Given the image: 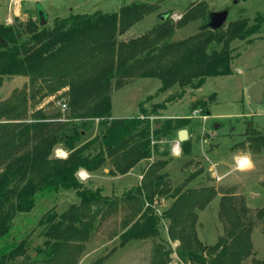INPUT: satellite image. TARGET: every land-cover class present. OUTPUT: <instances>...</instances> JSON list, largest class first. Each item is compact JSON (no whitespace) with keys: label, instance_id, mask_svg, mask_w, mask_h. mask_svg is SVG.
<instances>
[{"label":"trees","instance_id":"trees-1","mask_svg":"<svg viewBox=\"0 0 264 264\" xmlns=\"http://www.w3.org/2000/svg\"><path fill=\"white\" fill-rule=\"evenodd\" d=\"M155 6L147 0H130L111 12H69L55 17L51 24H39L38 17L33 16L22 23L0 21V85L13 76L26 77L24 84L31 88L39 81L30 96L41 88L53 93L67 87L63 93L70 113L64 123L55 121V112L44 116L43 111L31 115L30 122H0V264H21L35 258L42 264H76L95 225L117 207L126 210L119 245L135 239H155L163 218L168 221L167 237L178 240L175 250L182 262L241 264L251 254L254 222L242 196L229 191L220 193L213 186L184 188L199 172H191L180 185L170 188L164 174L159 173L167 160H150L155 152L167 153L164 147L151 145L152 137L158 139L181 129L187 118L166 117L156 121L161 123L158 127L151 126L149 116L154 111L144 113L141 102L139 114L113 117L109 91L114 82L120 85L136 75L149 76L159 80V92L176 86L167 99L181 98L187 89L200 87L207 77L230 74L237 54L230 42L250 41L264 18L260 14L252 19L239 17L211 29L204 25L212 12L208 10L195 34L169 40L174 26L164 15L145 33L119 38ZM202 10L201 5L185 10L178 23L194 19ZM215 96L210 94L208 99L192 102L191 110L199 108L202 114L209 113L208 106ZM15 105L17 102L0 111V117L10 120L23 116ZM95 119L98 134L89 138L86 130ZM245 129L244 138L234 141L230 149L264 151V133L251 125ZM60 142L68 150L65 158L52 153ZM179 145L189 153V138ZM142 160L149 161L139 182L117 198L102 194L101 186L93 188L77 179L76 173L82 168L93 172L108 166L109 173L116 175L126 173ZM61 188H73L79 201L58 214L50 209L39 217L37 225H43L41 243L27 252V234L18 243L14 238L7 240L18 212H29L36 197ZM218 193V212L225 222V233L214 243L205 244L195 230L196 212ZM160 195L171 199L161 215L153 209L154 199ZM256 216L264 228V207L256 209ZM152 250V264H167L170 248L155 241ZM18 256L22 258L20 262L15 261ZM251 262L264 264L256 258Z\"/></svg>","mask_w":264,"mask_h":264},{"label":"rangeland","instance_id":"rangeland-1","mask_svg":"<svg viewBox=\"0 0 264 264\" xmlns=\"http://www.w3.org/2000/svg\"><path fill=\"white\" fill-rule=\"evenodd\" d=\"M125 1L130 0H0V21L6 24L22 23L28 16L36 17V10L40 7L41 15H46L45 23L51 24L55 17L65 16L69 12L91 13L95 10L111 12L117 10ZM147 1L154 2L155 9L128 27L126 32L119 36L120 39H129V37L145 33L157 24L163 15L168 17L174 26V32L168 38L169 40H179L195 34L199 25L206 19L208 10L227 9L228 14L224 23L239 17L252 19L258 14L264 18V0ZM200 5L203 6V13L195 16L194 19L178 23L185 10ZM8 16L12 17L10 21L6 18ZM260 27L259 32L250 35V41L234 39L230 42L235 48L234 52H237L232 60L230 74L207 77L200 87L187 89L181 98L167 99V95L173 93L176 86L159 92L157 91L160 85L159 80L149 76L136 75L120 85L114 82L109 91L110 114L113 117H129L139 114V103L141 102L144 113L154 111V114L149 116L151 126L158 127L161 123H156V121H163L166 117L187 118L183 128L191 132V136L187 137L191 146L189 153H184L180 145H178L179 152H172L171 146L176 139V130H173L164 137L161 136L158 139L152 137L151 145L164 147L167 153L161 155L155 152L150 160H167L159 173L164 174V180L168 182L170 188L180 185L191 172H199L184 185V188L213 186L220 193L229 191L233 195L244 198L245 206L254 223L251 232L252 252L242 259L241 264H252L253 258L264 261V228H262V220L256 216V209L264 207V151L253 153L246 148L230 149L234 141L244 138L246 126L251 125L256 131L264 133V90L263 100L259 103L247 94L248 88L253 83L262 82L264 84V20ZM24 79L26 82V78ZM38 82L34 83V88L24 83L23 85L15 83L18 86L13 87V82L7 84L6 88L0 85V101L3 100L0 102V111L17 102L16 110H22L24 113L23 116L10 120L1 116V123L11 125L16 122H30L31 115H38L48 107H54L56 122L64 123L69 120V107L67 106L62 111L59 106V103L67 102L63 93L67 87L53 93H47V89L41 88L30 96V91L39 87ZM214 93L215 99L208 106L209 113L202 114L199 108L191 110L192 102L198 99H208L210 94ZM22 98H25V102L21 101ZM38 105L40 107L36 108ZM86 132L87 137L98 134L97 119L90 124ZM246 156L251 158L254 167L248 168L245 165L241 170V165L236 160ZM148 161H139L132 168L133 181H128L124 179L125 176L117 173L116 177L99 176L92 182L93 184L87 181L83 183L93 188L101 186L102 194L108 198H117L124 190L139 182L146 167L145 163ZM137 174H140L138 178ZM220 193L196 212L195 230L198 239L205 244L214 243L220 235L225 233V222L218 212ZM35 201V205L29 212H18L13 217L12 227L7 237L8 241L14 238L18 243L27 234V252H31L35 244L43 240L40 234L43 225H37L39 217L50 209L58 214L71 203H78V198L72 188H61L50 195L38 196ZM170 203L169 197L156 196L153 209L155 213L161 215L162 209L167 208ZM124 214L126 210L117 207L113 213L105 215L100 224L95 225L92 234L84 243L83 252L76 264H93L94 261H97L96 264H152V244L155 241L170 248L167 264H192L179 259L175 250L178 240H170L167 237L165 230L168 221L163 218L159 221V235L155 239H135L119 245V233L123 228L121 221ZM21 259V256H18L15 261L20 262ZM21 264H42V262L39 258H35V260Z\"/></svg>","mask_w":264,"mask_h":264},{"label":"crops","instance_id":"crops-1","mask_svg":"<svg viewBox=\"0 0 264 264\" xmlns=\"http://www.w3.org/2000/svg\"><path fill=\"white\" fill-rule=\"evenodd\" d=\"M6 18H9V20L8 21H10L11 20V18L12 17H10V16H8V17H6ZM24 78H26V77H24V76H13L12 78H8V79H5L4 81H3V83H2V86H3V88H6V87H8L7 86V84H9V83H12L13 82V87H15V86H18L17 84H15V83H20V84H22L23 85V83L25 82V79ZM13 89V88H12ZM6 97V96H5ZM3 99H4V97H3ZM2 101V100H1ZM40 106L38 105V106H36V108H39ZM53 111H54V107H52V108H50V107H48L47 109H43V114L45 115V116H47V114H51V113H53ZM194 115H195V113H193ZM178 131V130H177ZM177 131H176V134H177ZM187 137L188 136H191V132H189V130L187 129ZM90 137H93V135L91 136V135H89V138ZM176 140V139H175ZM53 155L55 156V157H58V158H65V156L68 154V150L66 149V148H64L63 147V145H62V142H60V143H57V144H55V146L53 147ZM243 160H244V158H242ZM134 167V166H133ZM101 170V171H100ZM79 172L80 171H84V173H85V175H86V177L85 178H83V180H81V179H79V177H78V175H77V173H76V175H77V179H78V181H80L81 183H83V182H89V183H92V182H94L95 180H97V178L99 177V176H101V177H103V176H108V177H116V175H112V174H110L109 173V167L108 166H103L102 168H99V170H97V171H93V172H91V171H88V170H86V169H84V168H82V169H79L78 170ZM133 170H132V168L129 170V171H127L126 173H123V174H119L120 176H125V178L124 179H126V180H128V181H133V179L134 178H131V177H133L134 176V172H132ZM110 175V176H109ZM139 175L140 174H137V178L139 177ZM129 177H130V180H129ZM86 184V183H85ZM93 184V183H92ZM73 189V188H72ZM73 191H74V194L76 195V193H75V190L73 189ZM79 201V200H78Z\"/></svg>","mask_w":264,"mask_h":264},{"label":"water","instance_id":"water-1","mask_svg":"<svg viewBox=\"0 0 264 264\" xmlns=\"http://www.w3.org/2000/svg\"><path fill=\"white\" fill-rule=\"evenodd\" d=\"M41 12L42 11L39 7L36 10V17H38L39 24H44L46 21V15L42 16ZM227 14H228L227 9H220V10H214V11L212 10V12L209 13L208 18L205 21L204 25L211 29L218 28L225 22ZM263 90H264V84L262 82H256V83H253L248 88L247 94H249L250 97L255 102L259 103L263 100V94H262ZM187 135H188L187 129L183 127L181 129H178L177 134H176V141L178 143L182 142L183 140L187 138Z\"/></svg>","mask_w":264,"mask_h":264},{"label":"built area","instance_id":"built-area-1","mask_svg":"<svg viewBox=\"0 0 264 264\" xmlns=\"http://www.w3.org/2000/svg\"><path fill=\"white\" fill-rule=\"evenodd\" d=\"M59 106H60V108H61L62 111H64V109L67 107V105H66L65 102L59 103ZM178 145H179V143L175 140V142L171 146L173 153L179 152V146ZM239 159H241V158H238L236 161L239 162ZM77 175H78L79 179H81V180H83V178L86 177L84 171L83 172L82 171H80V172L78 171L77 172Z\"/></svg>","mask_w":264,"mask_h":264},{"label":"clouds","instance_id":"clouds-1","mask_svg":"<svg viewBox=\"0 0 264 264\" xmlns=\"http://www.w3.org/2000/svg\"><path fill=\"white\" fill-rule=\"evenodd\" d=\"M243 164L244 165H247L248 168L254 167L251 158L250 157H247V156L244 157ZM240 167H241V170H243V165H241Z\"/></svg>","mask_w":264,"mask_h":264},{"label":"bare ground","instance_id":"bare-ground-1","mask_svg":"<svg viewBox=\"0 0 264 264\" xmlns=\"http://www.w3.org/2000/svg\"><path fill=\"white\" fill-rule=\"evenodd\" d=\"M239 165H243V166H245L244 164H243V159L241 158V159H239Z\"/></svg>","mask_w":264,"mask_h":264}]
</instances>
